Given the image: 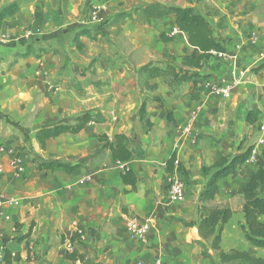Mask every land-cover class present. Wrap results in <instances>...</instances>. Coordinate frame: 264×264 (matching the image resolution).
<instances>
[{
    "label": "rangeland",
    "instance_id": "obj_1",
    "mask_svg": "<svg viewBox=\"0 0 264 264\" xmlns=\"http://www.w3.org/2000/svg\"><path fill=\"white\" fill-rule=\"evenodd\" d=\"M49 1L54 7L56 0ZM193 1L197 3L195 10L209 20L215 37L226 40V55L219 57L212 53L208 57L201 73H208L209 77L200 79L196 88L183 84L171 93L174 120L158 130H163L166 136L158 134L161 141L152 149L149 166L139 164L140 178L133 192L121 187L118 176L121 164L111 161L102 150L98 151L97 137L111 122L116 127L121 115L138 119L139 105L131 103L127 96L111 92L80 91H86L83 82L90 85L92 80L89 76L78 77L82 69L92 73L90 49L83 48L78 40V34L88 30H80L77 22L72 25L66 11L48 12V0H0V101H5L6 109L0 115L4 113L6 118L27 125L35 113L34 128L53 123L72 124L83 112L92 116L86 125V134L60 135L30 159L35 160V166L43 158L69 164L85 159L65 189L69 206L76 212L81 209L82 214L53 219L42 211L35 219L21 215L8 220L12 209L1 208L0 258L3 248L7 247L12 253V264H71L65 252L76 248L86 255L85 264H135L157 258L166 264H209L201 255L198 244L201 239L197 234L198 198L208 180L200 167L248 146L253 147L252 155L218 181V190L208 206H228L232 210L221 233L223 250L235 248L264 257V249L249 244L240 229L242 189L256 168L264 167L261 155L264 68L254 70L264 62V0H259L249 14L230 13L228 24L206 0ZM34 2L37 4L33 8L30 5ZM44 54H49L54 64L50 70ZM17 62L20 63L9 73ZM65 63V68L60 70V65ZM75 79L82 83H75ZM233 81L229 94L223 95L219 89ZM65 83L68 88H60ZM249 110L257 118L254 125L246 121ZM132 145H136L134 141ZM172 150H176L188 171V177L174 172L184 187L178 199L170 193V173L164 172L165 157ZM25 154H32L31 147ZM45 179L41 175L36 181L42 184ZM124 189L128 192L124 193ZM67 206L65 202L60 208ZM132 216L152 219L145 241L130 236L126 218ZM78 225H82L84 233L79 240L71 242ZM29 227L27 252L25 241L17 239ZM202 243L218 264L217 253L209 248L210 241ZM145 244L151 250L136 253L138 245Z\"/></svg>",
    "mask_w": 264,
    "mask_h": 264
},
{
    "label": "crops",
    "instance_id": "obj_2",
    "mask_svg": "<svg viewBox=\"0 0 264 264\" xmlns=\"http://www.w3.org/2000/svg\"><path fill=\"white\" fill-rule=\"evenodd\" d=\"M206 1L225 17V24L229 23L228 15L230 13L238 11L241 14H249L259 4V0ZM48 2V12L66 11L72 25L77 22L80 30H88L87 33L81 32L78 34V40L83 44V48L90 49L91 61L93 62L92 73L90 74L82 69L78 73L81 74L78 77L83 79L91 77L92 80L90 85L83 82V85H85L83 89L86 91L82 89L80 91L87 94L89 92L98 94L102 91L121 95L124 98L127 96V100L139 105L138 110L143 102L146 103V115L152 123L150 128L139 122V117L135 119L128 116L122 117L121 115L116 127L111 122L105 129H102V133H106L110 139L115 133L123 132L126 134V145L133 151V155L127 164L140 178L138 175V172H141L138 169L139 164L149 166L152 160V149L156 143L161 141V137L158 138L157 136L163 134V130H160V132L158 130L172 122L166 119L165 112L158 106L157 102L153 101V97L161 94L164 106L171 111L175 110L170 101L171 91L162 78L147 79L144 74L140 73V68L150 62L162 61L166 56H175L176 60L173 64L179 65V56L196 52L194 48L188 45L185 33L178 29L171 16L146 20L142 8L149 4L159 3L180 7L191 6L197 10V3L193 0H56L53 7L51 1L48 0ZM36 4L34 2L30 6L34 8ZM162 33L171 36L172 40L162 42L160 39ZM211 54L212 52L209 53V57ZM43 59L47 60L50 70L54 64L49 59V54H44ZM19 63L13 65L8 72L12 73V70ZM65 66L66 63L60 65V70ZM202 69L198 72L201 73ZM188 71L190 70L188 69ZM4 77H8L7 74ZM76 81L82 83V80L75 79V83ZM60 88H68L67 83L61 84ZM4 103L5 101H0V112L6 110ZM34 117L35 113L28 121L29 123L26 122L27 125H23L6 118L4 113L0 115V145L10 149L12 154L0 153V209H12L7 215L8 220L18 218L21 215L35 219L37 218L35 216L42 211L43 214L47 213L53 219L55 216H57L56 219L58 217L62 219L64 215L66 218L68 216L75 218L82 214V211L80 209L76 212L69 206L65 189H67L68 181L72 179L74 174H77L80 167L71 173H66L62 169L40 170L35 166V160L31 161L30 159L44 151L35 138V132L38 128L56 123L44 124L34 128ZM5 120L9 123H6ZM82 134H86V127L76 135L80 136ZM164 136L166 134H163ZM54 139L56 138L49 139L46 145ZM145 140L150 142L144 144L143 141ZM133 141L136 144L135 146L132 145ZM97 143L98 151L102 150L112 161L110 152L101 149L98 139ZM29 147L32 149V154L26 155L25 151ZM169 154L166 155V159ZM13 158L19 161L16 167L11 164ZM41 161L48 162L52 160L43 158ZM65 164L72 165L75 163ZM41 175H44L46 179L42 184H38L36 178ZM137 184L131 188L123 185L120 181L122 188H130L133 192ZM65 202L68 204L67 208L61 209V204L63 205ZM74 202L79 204L76 201ZM58 207L60 208L59 212H57ZM2 226L3 223L0 221V228ZM131 241L133 242V240ZM138 246L139 250L136 253L139 254L145 250H151V247L146 244Z\"/></svg>",
    "mask_w": 264,
    "mask_h": 264
},
{
    "label": "trees",
    "instance_id": "obj_3",
    "mask_svg": "<svg viewBox=\"0 0 264 264\" xmlns=\"http://www.w3.org/2000/svg\"><path fill=\"white\" fill-rule=\"evenodd\" d=\"M142 13L146 20L149 18H161L171 16L174 24L180 31L185 33L187 43L194 48V54H185L179 56V65L181 71L176 68L173 62L175 56H166L162 61L150 62L140 68V73L145 75V78L152 79L156 77L162 78L172 92L177 91L178 87L183 84H190L192 88H196L199 80L209 77L208 73L201 74L198 71L204 66L208 60L209 53L214 51L216 54L226 53V40L217 39L214 36L213 29L207 17L196 11L191 6L180 7L173 5H163L159 3L149 4L142 8ZM222 28V27H219ZM162 42L172 40L171 36L164 33L160 35ZM264 62L255 67V71L263 69ZM184 69V70H183ZM188 69L190 71H188ZM153 101L157 102L158 106L165 112L166 119L173 121V113L164 106L161 96H154ZM139 121L147 128L152 126L149 121L145 103L143 102L138 111ZM246 121L252 125L255 124L257 118L251 110L247 111ZM92 121V116L89 112H83L77 115L72 124L56 123L50 126L38 128L35 132V138L41 149H45L46 142L51 138H56L62 134L76 135L80 133L88 123ZM101 144V149L110 152L112 161L121 164V170L118 173L120 181L125 186L134 187L139 178L137 174L130 168L127 162L131 159L133 151L126 145L127 136L125 133H115L110 139L106 133H100L97 137ZM253 147L239 148L237 153L232 155H222L217 157L214 162L209 165H201V174L208 176L206 185L199 194L198 205V223L197 234L201 241L198 244L201 246V255L208 259L209 264H216L215 260L205 248L202 241H210V250L217 253L218 264H264V257L256 256L248 251L231 248L223 250L220 246L221 233L224 225L232 216V210L228 206L215 207L208 206L218 190V181L228 176L237 167L244 164L252 155ZM264 159V150L261 151ZM85 159L82 161L84 162ZM81 162V163H82ZM81 163L68 165L57 161L36 163L38 169H62L66 173H71L80 167ZM164 172L180 173L188 177V171L183 163L178 159L177 152L172 150L168 158L164 162ZM128 190L124 189V193ZM243 203L241 207L243 221L240 223V229L245 240L253 247L264 249V167L259 166L250 175L242 189ZM77 231L70 237V241L79 240L84 233L82 225L77 226ZM31 227L27 232L20 236L17 241L24 240L29 251L28 238L30 236ZM65 258L71 264H85L86 255L78 249L73 248L66 250ZM2 264H12V253L10 249L4 247L1 258Z\"/></svg>",
    "mask_w": 264,
    "mask_h": 264
},
{
    "label": "built area",
    "instance_id": "obj_4",
    "mask_svg": "<svg viewBox=\"0 0 264 264\" xmlns=\"http://www.w3.org/2000/svg\"><path fill=\"white\" fill-rule=\"evenodd\" d=\"M212 53H214L215 55L221 57V56H225L226 53H221V54H216L214 51H211ZM235 81H233V83H229L223 87H221L219 89V91L223 94V95H228L230 90L233 88ZM0 153H4V154H8V155H12L11 154V150L3 147L0 145ZM18 160H16L15 158H13L11 160V164L13 166H17L18 165ZM169 185H170V193L172 195V197L175 199H178L180 196L181 191L183 190V183L174 175V172H171L169 174ZM126 227L127 230L130 234V236H132L133 238L139 240V241H145L146 236L151 228V224H152V219L150 217H128L126 218ZM78 229H76L77 231ZM135 264H166L164 263L161 259L157 258L154 259L152 261H143V260H139L137 262H135Z\"/></svg>",
    "mask_w": 264,
    "mask_h": 264
}]
</instances>
